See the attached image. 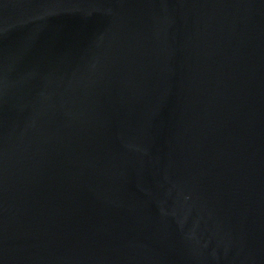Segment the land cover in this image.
I'll list each match as a JSON object with an SVG mask.
<instances>
[{"label":"water","instance_id":"water-1","mask_svg":"<svg viewBox=\"0 0 264 264\" xmlns=\"http://www.w3.org/2000/svg\"><path fill=\"white\" fill-rule=\"evenodd\" d=\"M0 264H264V0H0Z\"/></svg>","mask_w":264,"mask_h":264}]
</instances>
